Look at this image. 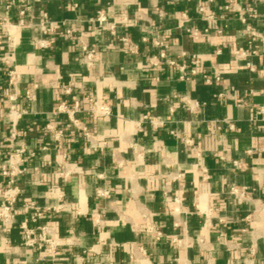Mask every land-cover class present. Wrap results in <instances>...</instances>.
<instances>
[{"label":"crops","instance_id":"obj_1","mask_svg":"<svg viewBox=\"0 0 264 264\" xmlns=\"http://www.w3.org/2000/svg\"><path fill=\"white\" fill-rule=\"evenodd\" d=\"M9 1L0 190L17 193L13 223L0 224V264H264V0ZM98 10L115 34L92 20ZM191 27L208 31L196 40ZM153 39L167 43L164 57ZM83 45L95 50L91 65ZM91 97L110 113L92 114ZM62 101L79 103L98 148L57 113ZM29 204L44 217L32 221ZM21 222L48 224L59 243L25 245Z\"/></svg>","mask_w":264,"mask_h":264},{"label":"built area","instance_id":"obj_2","mask_svg":"<svg viewBox=\"0 0 264 264\" xmlns=\"http://www.w3.org/2000/svg\"><path fill=\"white\" fill-rule=\"evenodd\" d=\"M212 1V0H208ZM23 2V0H21ZM13 3V0H10L7 3V6H10ZM200 11L206 14V17L208 19H211L212 15L208 12L207 6H200L199 7ZM25 12V8H22L19 10V14L23 15ZM161 14V13H160ZM47 16L44 14L43 20L39 22L40 29L42 32H48L52 30V27L47 26ZM94 22L97 23V25L102 28L108 30L111 34H115L116 32V26L117 22L116 21H109L107 19V16L103 10H98L96 12V15L92 18ZM244 21V18H242ZM23 19L20 18L19 24H23ZM208 29L205 28L203 30H200L196 27H191L188 28V32L191 34L193 39H199L202 36L203 32H207ZM245 31H248L249 33H252V30L250 29V26L245 27ZM67 34H69V30H67ZM7 40H8V46L11 47L12 45V32L10 30H7ZM120 40L126 44L127 49L130 52H135L137 51V46L135 43H133L128 37H121ZM142 41H147L148 38L146 35H143L141 37ZM153 43L161 48L160 51V57L165 56L164 49L167 48V43L164 40H159V39H153ZM82 51H83V60L87 65H91L94 61L95 58V50L93 48H89L87 46H82ZM236 55L240 56L243 54V52L236 51ZM157 58L155 56H152L151 59L149 60L150 64H157ZM193 61L196 63L198 62V57L193 56ZM170 64H175L173 60H168ZM180 70L182 71L183 66H179ZM195 72V70H192ZM9 74L10 81L12 79H15L16 74L15 71L13 70H8L7 71ZM183 77V74L182 76ZM205 81H209L208 77L203 76ZM90 102V108L89 111L94 114V115H107L110 113V108L109 106L102 100H99L97 98L91 97L89 99ZM11 112L13 113V107H10ZM79 110V103L78 102H73L72 104H68L66 102H59L56 106V111L57 113H62L65 114L66 117L68 118V121L71 122L74 126L81 128L83 131V134L89 141V146L92 148H98V144L95 142V140L92 138V135L90 132L81 124V121L76 117V113ZM10 112V113H11ZM60 132V131H59ZM3 174H10V176L13 175L12 171H8L6 169L2 170ZM10 182L12 183V179H10ZM17 193V188L16 186L10 185L7 188L0 190V195H1V200H0V224L4 229L8 228L12 223H13V218H14V211H13V204L15 201ZM229 193L236 195L237 200L240 201L241 199L246 197V193L244 190H241L237 187L231 186L229 188ZM31 208H33V212L31 214V220L32 221H37L38 219L44 217V211L41 210L38 207H35L33 204H29ZM21 228L23 229L24 232V241L23 243L28 246H41L43 244H46L49 248L54 247L57 245L59 242L56 239L54 235V230L51 226L48 224H39L35 228L27 226L25 222H21Z\"/></svg>","mask_w":264,"mask_h":264}]
</instances>
